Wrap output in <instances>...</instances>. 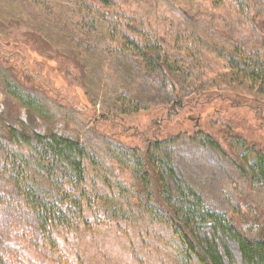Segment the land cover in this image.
<instances>
[{
	"label": "trees",
	"instance_id": "trees-1",
	"mask_svg": "<svg viewBox=\"0 0 264 264\" xmlns=\"http://www.w3.org/2000/svg\"><path fill=\"white\" fill-rule=\"evenodd\" d=\"M105 1V21L114 24L107 26L108 38L118 37L123 53L109 44L103 58L113 64L122 59L121 67L127 69L137 63L140 69L128 74L144 68L160 72L165 80L158 85L144 80L138 93L120 95L113 108H107L121 122L107 118V130L91 127L82 141L65 132L64 124L39 131L33 128L37 116L28 114L39 92L48 102L45 116L56 115L81 127L84 116L69 108L74 105L70 102L69 110H61L59 99L49 97L45 88L37 90L38 84L26 78L29 58L41 62L48 57L25 52L13 40H0V69L7 76L0 82V218L8 215L0 226V264H86L84 249L111 254L104 239L145 241L152 227L175 245L179 264H264V215L245 205L211 209L174 166V153L183 144L215 150L225 145L247 182L264 187V149L251 137L253 130L264 131V46L248 38L234 39L247 26L264 23V0H208L202 28L227 36L206 38L210 42L185 32L188 19L175 18L177 8L170 10L169 20L155 17L159 0ZM134 31L135 36L125 34ZM184 84L194 96L183 94ZM158 91L162 97L155 96ZM222 102L248 124L249 137L233 123L237 132L214 118L218 114L213 110ZM197 114L204 124L187 129ZM106 115L95 114L92 124ZM135 115L141 116L139 124L125 126ZM215 126L224 142L211 134ZM233 143L245 152L233 153ZM105 259L100 255L89 263Z\"/></svg>",
	"mask_w": 264,
	"mask_h": 264
},
{
	"label": "rangeland",
	"instance_id": "rangeland-1",
	"mask_svg": "<svg viewBox=\"0 0 264 264\" xmlns=\"http://www.w3.org/2000/svg\"><path fill=\"white\" fill-rule=\"evenodd\" d=\"M137 1L142 2V0ZM187 1L159 0L155 3L154 16H161L169 20L172 18L170 10L177 8L179 13L174 17L179 18L181 22L186 18L188 19L189 28L185 29L188 35L200 42L201 40L210 42L206 38L214 37L222 40L227 38L225 34L219 35V32L208 34L212 31H205L202 28L204 25L202 20L209 13L205 11L208 0H190V4ZM94 5L103 7L99 0H0V26H7L6 29L0 28V40H13L14 44L19 45V49L25 52L36 51L42 54L44 59L47 57L49 59L38 62L29 58L31 69L26 78L34 80L38 84L39 87L35 88L40 89L37 90L43 91L42 88H45L46 91H44L49 97L54 96L59 99L61 110L76 109L82 113V116L89 118L86 122L83 117L85 123L81 127V124H74L72 121H69L68 124L66 120L64 122L61 117L56 115L45 116L43 113L49 112V106L44 97V92H39L40 98L35 99L36 101L32 103V110L28 112V114L33 113L37 116L38 119L33 122V128L39 131L45 127L47 131L59 129L57 127L59 125L62 127L64 124L65 132L70 135H78L82 141L91 127L93 130H107L111 126L106 120L107 118L121 122L109 110L113 108L114 100L120 95L127 96L130 92L138 93L137 88L144 80L152 79L149 85L154 82L158 85L160 80H165L161 77L160 72H151L144 68L142 72L137 69L135 74L134 72L128 74L129 70L140 69L137 63L133 62L127 69L121 67L123 66L122 59L113 64L112 60L103 58L102 53L110 48V45L113 47V51L118 52V54L123 53L120 51L123 42L118 37L108 38L107 26L112 27L114 24L105 21L104 8L93 10ZM157 10L164 11V13H157ZM222 13L224 14L223 11ZM219 16L217 15V18ZM165 24L167 25V23ZM175 29L179 28L175 27ZM247 33L254 34V36H248ZM246 38L256 40L264 46V23L255 28L247 26L244 33L238 31L234 36L235 40ZM53 52H59V55L55 56ZM13 67L15 70L14 65ZM6 77V72L0 69V82L6 80ZM176 82L181 84L177 78ZM0 87L2 86L0 85ZM183 87V94L188 97L194 96L190 95L194 93L192 89L187 88L185 84ZM218 90L229 96L234 95V92H229L227 88L226 90L221 88ZM160 94L158 91L155 96L162 97ZM152 97L150 96L149 99ZM9 101L11 104L13 103V99L9 98ZM67 102L74 105L66 108ZM13 106L16 107L14 104ZM226 107L225 102L216 105L213 112L217 113L218 116L214 118H220L222 122L230 124L235 132H237L236 127L237 130L249 137L248 124L236 116L233 109ZM220 108L222 113L215 111ZM22 111L25 112L26 110L23 109ZM99 113L107 115L102 122L92 124L94 115ZM41 115L47 118H41ZM193 118L192 122L187 124V129L195 126L196 118L200 124L201 116L199 114ZM140 119L141 116L135 115L125 120V126L128 124L137 125ZM202 122L201 124H204ZM220 130L219 126H215L210 129V132L216 135L221 142H224ZM251 137L264 149V131L255 132L253 130ZM249 140L251 139L249 138ZM222 148L219 150L210 147L209 149H201L194 142L189 144V147L183 144L178 154L174 153V166L178 176L192 184L202 194L211 209L228 210L245 205L249 209L264 215V187L258 183L249 184L231 161L229 157L231 151L225 145ZM232 152L242 155L245 149L233 143ZM7 216L0 218V226L3 225ZM147 231L149 237L145 238V241L142 240L145 243L138 238H134L132 241L115 238L105 241L104 239L105 244L111 250V254H96L84 249L83 259L86 264H93L89 262L97 259L98 256L100 258V255H104L107 259L101 260L99 264H179L175 245L168 237L159 231L158 227H152ZM231 247L233 250L235 249L232 244ZM123 252H126V256ZM28 262L29 264L32 263L29 260ZM236 264L243 263L237 261Z\"/></svg>",
	"mask_w": 264,
	"mask_h": 264
},
{
	"label": "flooded vegetation",
	"instance_id": "flooded-vegetation-1",
	"mask_svg": "<svg viewBox=\"0 0 264 264\" xmlns=\"http://www.w3.org/2000/svg\"><path fill=\"white\" fill-rule=\"evenodd\" d=\"M99 1L101 2V4H103V5H102L103 7H99V6H97V5H94V6L92 7V9L94 10V9L104 8V9L106 10V8L108 7L107 4H106V1H105V0H99ZM105 10H104L103 13H105ZM101 11H102V10H101ZM137 32H138V31H134V32H129V33H125V34L135 36V34H136Z\"/></svg>",
	"mask_w": 264,
	"mask_h": 264
},
{
	"label": "water",
	"instance_id": "water-1",
	"mask_svg": "<svg viewBox=\"0 0 264 264\" xmlns=\"http://www.w3.org/2000/svg\"><path fill=\"white\" fill-rule=\"evenodd\" d=\"M193 119H194V118H191V120H193ZM198 124H199V120H198V118H196V119H195V127H197Z\"/></svg>",
	"mask_w": 264,
	"mask_h": 264
}]
</instances>
